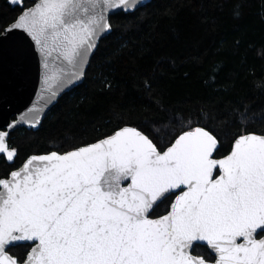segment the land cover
<instances>
[{
    "label": "snow or ice",
    "instance_id": "snow-or-ice-1",
    "mask_svg": "<svg viewBox=\"0 0 264 264\" xmlns=\"http://www.w3.org/2000/svg\"><path fill=\"white\" fill-rule=\"evenodd\" d=\"M11 3L21 7L0 24V64L38 56L49 101L85 78L112 17L144 6ZM180 129L154 142L125 124L22 161L0 130V264H264V130L245 127L226 147L201 118Z\"/></svg>",
    "mask_w": 264,
    "mask_h": 264
},
{
    "label": "trees",
    "instance_id": "trees-1",
    "mask_svg": "<svg viewBox=\"0 0 264 264\" xmlns=\"http://www.w3.org/2000/svg\"><path fill=\"white\" fill-rule=\"evenodd\" d=\"M19 10L0 0V24ZM112 23L83 82L57 99L36 130L11 132L21 161L125 124L157 142L201 118L221 129L226 147L245 127L264 130V0H151Z\"/></svg>",
    "mask_w": 264,
    "mask_h": 264
},
{
    "label": "water",
    "instance_id": "water-1",
    "mask_svg": "<svg viewBox=\"0 0 264 264\" xmlns=\"http://www.w3.org/2000/svg\"><path fill=\"white\" fill-rule=\"evenodd\" d=\"M150 1L142 0V4L146 5ZM7 2L11 6L21 7L12 4L11 0ZM75 86L65 89L53 101H49L43 91L46 85L42 83L38 56H29L22 63L6 58L0 64V130L10 133L18 127L36 130L57 99ZM33 118L37 123L29 126L28 120ZM12 122H16L14 128L7 129V125Z\"/></svg>",
    "mask_w": 264,
    "mask_h": 264
}]
</instances>
